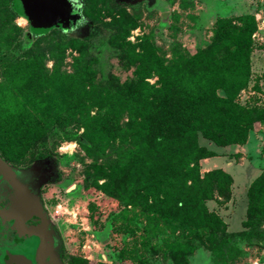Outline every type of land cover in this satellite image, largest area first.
Segmentation results:
<instances>
[{
  "label": "rangeland",
  "instance_id": "374dc122",
  "mask_svg": "<svg viewBox=\"0 0 264 264\" xmlns=\"http://www.w3.org/2000/svg\"><path fill=\"white\" fill-rule=\"evenodd\" d=\"M14 1L16 14L7 22L17 26L14 42L1 40L8 26L0 24V152L9 162L43 173L41 197L54 228L58 262L264 264V215L248 221L251 198L259 201L256 214H264V182L253 188L264 176V0H70L69 17L46 27H34ZM1 2L6 6L8 0ZM245 14L254 16L256 29L250 75L235 101L259 116L234 142L198 133V144L208 152L197 161L200 179L208 191L205 177L211 174L213 189L203 195L205 214L196 224L153 211L148 187L138 189L127 175L121 179L113 173L108 164L124 152L121 143L112 142L93 157L78 140L85 129L80 108L75 114L62 111L58 118L50 113L51 119L31 120L39 125L22 139L6 128L18 122L16 87L24 84L22 77L8 72L11 67L17 75L18 62L30 69L35 65L51 78L84 68V82L91 89L107 79L137 76L122 58L127 45L105 28L121 15L133 21L132 27L126 24V40L136 51L149 40L168 63L176 50L193 54L206 47L218 19L232 17L240 24L238 18ZM5 20L0 16V22ZM145 74L150 83L157 82L155 73ZM42 104L35 100L19 110L36 113ZM86 109L91 115L98 112L94 105Z\"/></svg>",
  "mask_w": 264,
  "mask_h": 264
},
{
  "label": "trees",
  "instance_id": "16d2710c",
  "mask_svg": "<svg viewBox=\"0 0 264 264\" xmlns=\"http://www.w3.org/2000/svg\"><path fill=\"white\" fill-rule=\"evenodd\" d=\"M15 14L11 0L6 6L0 0V16L7 19L0 24L8 26L1 40H16L17 26L7 24ZM238 20L240 24L232 17L218 19L206 47L193 54L176 50L167 63L158 53L160 48L149 40L136 51L126 40L133 21L121 15L105 28H110V37L127 45L122 58L135 67L137 76L124 81L107 79L91 89L86 88L84 68L69 74L58 72L51 78L42 76L35 65L30 69L27 63L18 62L17 75L11 67L8 71L10 76L22 77L24 84L16 87L18 122L5 127L22 139L39 125H32L31 120L41 122V117L50 113L58 118L62 111L75 114L80 108L85 129L78 140L91 155L103 152L112 142L121 143L124 152L108 164L113 173L121 179L127 175L138 183V189L148 187L153 211L196 224L205 214L203 195L213 189L208 179L211 174L205 177L208 191L200 179L197 161L208 152L198 144V133L215 141L234 142L259 116L235 101L250 75L251 35L256 29L253 15L245 14ZM145 72L155 73L157 82L150 83ZM35 100L43 103L41 109L37 105L36 113L19 110L34 105ZM88 105L96 106L98 112H85ZM125 114L126 121L121 123ZM263 182L261 175L253 188ZM258 203L256 197L251 198L249 223L254 216L264 215L256 214ZM146 204L149 206L148 201Z\"/></svg>",
  "mask_w": 264,
  "mask_h": 264
},
{
  "label": "flooded vegetation",
  "instance_id": "af4514ba",
  "mask_svg": "<svg viewBox=\"0 0 264 264\" xmlns=\"http://www.w3.org/2000/svg\"><path fill=\"white\" fill-rule=\"evenodd\" d=\"M43 180L36 167L9 162L0 152V264H57Z\"/></svg>",
  "mask_w": 264,
  "mask_h": 264
},
{
  "label": "water",
  "instance_id": "95a60500",
  "mask_svg": "<svg viewBox=\"0 0 264 264\" xmlns=\"http://www.w3.org/2000/svg\"><path fill=\"white\" fill-rule=\"evenodd\" d=\"M15 9L34 27H46L60 23L71 13L70 0H15ZM57 264H60L57 259Z\"/></svg>",
  "mask_w": 264,
  "mask_h": 264
}]
</instances>
